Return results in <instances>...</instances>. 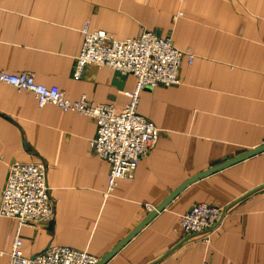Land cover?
<instances>
[{"label":"crops","instance_id":"0c3cea01","mask_svg":"<svg viewBox=\"0 0 264 264\" xmlns=\"http://www.w3.org/2000/svg\"><path fill=\"white\" fill-rule=\"evenodd\" d=\"M117 40L141 31L170 37L184 57L179 84L145 88L138 113L160 134L130 180L107 195L109 165L93 155L94 121L0 84V194L9 167L43 162L51 221L19 229L24 257L50 246L103 259L183 183L264 144V0H0V71L32 73L71 101L124 107L132 75L88 66L73 79L81 29ZM198 203L226 210L213 229L183 237ZM17 225L0 217V264ZM264 264V152L184 188L105 264Z\"/></svg>","mask_w":264,"mask_h":264},{"label":"built area","instance_id":"2783aa9c","mask_svg":"<svg viewBox=\"0 0 264 264\" xmlns=\"http://www.w3.org/2000/svg\"><path fill=\"white\" fill-rule=\"evenodd\" d=\"M81 35L82 45L75 57L73 79L80 80L88 66L132 75L135 84L127 93L128 103L124 107L95 104L85 96L71 101L55 86L36 84L32 73L28 72L13 75L0 71V84L32 95L39 107L53 105L94 121L96 132L89 141V150L109 165L106 194L110 195L119 181L133 178L137 164L155 147L159 138V129L138 113L140 93L145 88L178 85L182 59L186 57L191 64L194 55L176 48L170 37H159L149 31H141L135 38L117 40L104 31L92 30L86 22ZM54 209L45 164L40 161L12 164L0 194V217L14 220L17 225L7 264L98 263V258L86 252L59 246H50L31 258L23 256L20 227H36L51 221ZM222 215L220 207L195 204L181 216L179 232L183 237L204 234L202 241L209 244L211 232ZM201 264L210 263L205 260Z\"/></svg>","mask_w":264,"mask_h":264},{"label":"water","instance_id":"95a60500","mask_svg":"<svg viewBox=\"0 0 264 264\" xmlns=\"http://www.w3.org/2000/svg\"><path fill=\"white\" fill-rule=\"evenodd\" d=\"M115 75L117 77L122 76L120 72L115 71ZM126 76V75H123ZM264 152V144L256 147L250 151H247L245 153H242L241 155L232 158L224 163H221L219 165H216L215 167H212L202 173H200L199 175L189 179L188 181H186L185 183H183V185H181L176 191H174L171 195H169L158 207L154 208L151 213L144 219V221L136 228L134 229L123 241H121L111 252H109L105 257H103V259H101L100 261H98L97 264H105L111 257H113L117 251H119L141 228H143L157 213H159L162 209H164V207L170 203L184 188H186L189 184L204 178L208 175H211L215 172H218L222 169H225L229 166H232L238 162H241L245 159H248L250 157H253L259 153ZM226 210L223 211V214H225Z\"/></svg>","mask_w":264,"mask_h":264}]
</instances>
